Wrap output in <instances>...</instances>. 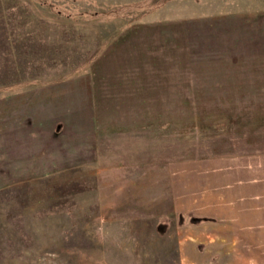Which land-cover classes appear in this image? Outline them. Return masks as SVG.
I'll use <instances>...</instances> for the list:
<instances>
[{"label":"rangeland","instance_id":"1","mask_svg":"<svg viewBox=\"0 0 264 264\" xmlns=\"http://www.w3.org/2000/svg\"><path fill=\"white\" fill-rule=\"evenodd\" d=\"M124 30L143 52L114 61L157 68L97 78L144 101L112 104L121 114L106 113L95 164L87 148L80 164L63 159L59 132L31 160L17 149L0 162V264H205V246L183 240L201 208L185 198L220 190L217 165L237 176L255 164L264 180V0H0V94L85 71ZM240 240L239 264H264L244 263L263 248ZM225 254L215 261L235 264Z\"/></svg>","mask_w":264,"mask_h":264},{"label":"crops","instance_id":"2","mask_svg":"<svg viewBox=\"0 0 264 264\" xmlns=\"http://www.w3.org/2000/svg\"><path fill=\"white\" fill-rule=\"evenodd\" d=\"M128 33L127 30H124L121 38H118L120 39L118 44L116 41L113 42L116 50L112 52L113 48H111L107 54L105 51L101 57L89 63L83 72L53 82L35 84L0 94V162L7 160L8 166L11 165L10 162L14 160L17 149L27 151L28 158L31 160V151L42 147L45 142L44 136L59 132L67 136L65 143L68 150L72 152L71 154L67 153L63 159H72V165L80 164V160L83 159V152L80 150L87 148L92 152V158L88 160H92V164H95L96 135L110 134L112 128L105 127L101 131L106 113H114L116 117L121 114L120 111L114 110L112 104L124 101L128 95H132L131 102L144 101L142 96L134 93L132 89L134 86L129 90L127 81L123 82L125 90L121 89L120 93L108 90L106 94L102 89L105 84H102L97 76H103L105 68V72L135 70L141 72L139 76H144V71L154 72L157 68L154 62L149 63L143 59L140 62L136 61L137 63L131 66L134 68H128V64L124 67L123 64L126 62L123 63V60H120L119 63L114 61L117 49L123 48V51L120 50L121 54H127L128 48H134L136 54L140 51L143 52L142 44H139L137 40L132 39L129 43L123 41L133 37ZM140 37L142 38V33H140ZM135 38L137 39V36ZM112 53H115L113 54L114 59L108 57ZM111 76L112 74L109 75L110 80ZM142 76L140 77L142 78ZM137 78L139 77L137 76ZM142 80L144 81L143 78ZM109 85L108 88L114 87L112 84ZM147 85L149 88H153L154 79L151 78ZM149 101H155L152 94L149 95ZM74 160L77 162L73 163ZM0 165H4V163ZM256 168L260 167L255 164L240 165L236 176L231 175V170L226 167L217 165L214 174L221 183L220 190L215 194H211L209 191H205L206 194L202 192V196L197 200L192 195L185 198V206L188 204L199 206V208L201 206L200 209L194 210H191L192 208L189 206L191 211L187 214L190 217H188L190 222L189 224L184 223L185 228H188L185 229L183 240L188 243V239H190L195 242V246L199 243L205 246L206 253L212 259L203 261V263L219 264L215 258L226 255L227 251L229 255L233 257L235 255L236 258H232V261L239 264L241 237L249 241L244 245H252L253 242H257L256 244L263 248L257 255L258 258H255L257 256L250 252H246L242 254L241 260L244 263L264 262V234L262 233L264 232V180H256ZM224 173L229 178L225 179ZM200 175V186L197 187V189L200 188L199 192L203 187L202 181L206 177L205 174L200 173ZM259 181H261L260 184H256ZM202 199L204 203L196 204ZM210 200L214 202L209 203ZM186 207L188 208V206ZM193 215L201 218V221H197L194 226L191 222ZM192 227H197L198 230L197 228L192 230ZM230 231H232L231 235L228 233ZM253 232H259V234L255 235ZM234 246L235 251L232 250Z\"/></svg>","mask_w":264,"mask_h":264}]
</instances>
